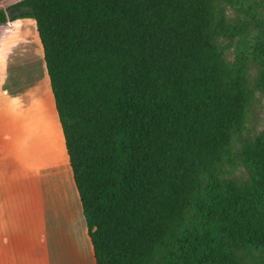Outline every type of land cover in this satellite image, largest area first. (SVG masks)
Instances as JSON below:
<instances>
[{
    "label": "trees",
    "instance_id": "obj_1",
    "mask_svg": "<svg viewBox=\"0 0 264 264\" xmlns=\"http://www.w3.org/2000/svg\"><path fill=\"white\" fill-rule=\"evenodd\" d=\"M9 1L0 26L36 21L35 62L44 53L48 74L37 94L55 102L96 264H244L240 250L264 253V133L243 141L248 183L223 180L264 92V0H222L234 22L220 0ZM15 8L32 12L10 17ZM217 38L238 41L233 65Z\"/></svg>",
    "mask_w": 264,
    "mask_h": 264
},
{
    "label": "crops",
    "instance_id": "obj_2",
    "mask_svg": "<svg viewBox=\"0 0 264 264\" xmlns=\"http://www.w3.org/2000/svg\"><path fill=\"white\" fill-rule=\"evenodd\" d=\"M21 21L34 23L37 31L35 20ZM15 24L0 26V264H96L70 161L66 176L56 139L38 143L23 119L28 95L40 100L39 80L25 94L6 88Z\"/></svg>",
    "mask_w": 264,
    "mask_h": 264
},
{
    "label": "rangeland",
    "instance_id": "obj_3",
    "mask_svg": "<svg viewBox=\"0 0 264 264\" xmlns=\"http://www.w3.org/2000/svg\"><path fill=\"white\" fill-rule=\"evenodd\" d=\"M19 0H10L6 6L12 5ZM219 15H225L229 22H234L237 19L236 11L224 1L220 0L218 3ZM35 20L33 18H21L16 20L15 31L17 32V39L19 42H8L7 58H9L10 71L8 73L7 87L11 92H18V88L22 93L29 92L34 83L38 81L39 76L47 77L46 64L44 60L35 62L41 59V45L39 43L37 31L35 30V24L24 23L21 20ZM216 44L221 48L225 61L233 65L237 60L238 55V41L227 40L224 38H217ZM247 75L253 84L256 83L259 71L255 64L249 65L247 69ZM8 91V90H7ZM20 93V92H19ZM52 93V92H51ZM53 95V94H52ZM12 97V95H8ZM54 98V97H53ZM29 105H22L21 112L26 116L29 125V131L35 132L36 140L38 143L50 142L54 143L55 149H57V158L66 176L69 174L68 170V158L66 154V147L63 140L62 131L59 127V118L55 108V102H52L44 95L40 97V100L30 97ZM24 104V103H22ZM16 111V107H13ZM16 114V113H15ZM264 133V92L255 91L254 103L249 111V117L247 122L246 131L236 138L234 147V157L237 165L233 170L228 167L227 170L231 171L229 176L223 177L224 181H233L239 185H245L250 179V171L245 165L241 150L243 141L246 139H255ZM47 141V142H46ZM44 146V145H43ZM58 146V147H57ZM42 147V146H41ZM40 147V148H41ZM238 255L243 260L244 264H264V253L254 251L252 249H242L238 252Z\"/></svg>",
    "mask_w": 264,
    "mask_h": 264
},
{
    "label": "water",
    "instance_id": "obj_4",
    "mask_svg": "<svg viewBox=\"0 0 264 264\" xmlns=\"http://www.w3.org/2000/svg\"><path fill=\"white\" fill-rule=\"evenodd\" d=\"M31 12H32V10L27 9V8H15V9H12L11 11H9L8 15L10 17H13V16L22 15V14L31 13Z\"/></svg>",
    "mask_w": 264,
    "mask_h": 264
}]
</instances>
